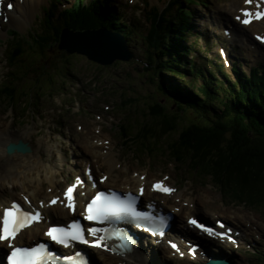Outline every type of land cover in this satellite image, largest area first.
<instances>
[{
    "label": "rangeland",
    "instance_id": "rangeland-1",
    "mask_svg": "<svg viewBox=\"0 0 264 264\" xmlns=\"http://www.w3.org/2000/svg\"><path fill=\"white\" fill-rule=\"evenodd\" d=\"M118 1L125 3L126 0ZM167 1L149 0L160 11L165 7ZM241 1L205 0L206 7L195 9V16L212 24L211 30L221 35L220 28L224 26H221L220 22L223 20H226L225 23L228 22V25L238 27L233 21L235 16L233 10L239 7L238 3ZM222 5H225V8ZM133 6V8L129 9L130 11H134L139 6L141 8L142 3H137V0H134ZM126 19L128 20L129 18ZM32 23L33 20L31 23L30 21L27 22L26 26L30 27ZM27 27L25 29H28ZM147 27L148 24L145 23V30ZM245 32L248 35L252 33L249 29H246ZM213 36H215L214 33L211 34V37ZM236 37L241 39V35H236ZM76 38L81 41L79 36ZM135 40H137L134 42L136 46L134 50L135 58L120 65L115 63L109 67H101L90 62L84 56H77L74 60L70 59L73 58L70 56H61V54L59 56L58 53L63 52L57 49L52 51L54 53L50 55L52 56L51 59L44 55L43 60H45V65L47 70H49V79H52L54 84L51 88L48 86L43 88L45 91H41V94L38 93L40 90H36L34 95L41 96L44 94L46 95L45 99H38L39 101L36 99L30 108H21L13 113L5 111L3 100L0 99V129L9 126L12 122L11 129L17 135H25V141L31 145L34 151L32 154L19 155L17 159H14L28 166H33L35 162H41L38 168H40L39 171L42 175L45 168L55 166L58 158L63 162L64 156L65 162L70 165V170L76 172L80 169L82 170L86 160L98 165L92 153L86 152L87 143L93 141L95 143L97 140L98 143L105 141L106 143L104 142L105 144L98 148L100 149L99 152L104 154L110 148L115 152L118 165L111 173L115 181H120L123 178H132V176L137 178L135 173L140 176H147L146 181L148 184L155 179H168L169 184L177 187V194L184 191L182 192L184 196L179 197L181 199V203H178L179 206L182 207V204H186L189 198H193L195 200L193 201L195 203L194 207H198V211H195L196 213L211 220L221 218L229 225L242 231L241 242H243V245H240L239 249L230 250L228 247L222 249L211 247L213 253L226 256L235 264L264 263V259L261 258V256L264 257V254L262 253L259 256L255 252V249L258 252V246H263L264 244V206L253 203V201L249 202L245 200V197L239 198L238 192L236 194L220 188L219 186L223 187L222 182H215L219 185L217 186L210 176H202L197 170H193L190 163L175 161L173 156L165 152V145L159 143L156 148L158 144L155 142V137L146 136V141L143 144L147 146V144L152 143L148 148L138 147L139 143H141L138 140L139 136L134 130H127L126 126H124L123 120L130 122L129 128L136 123L138 124V120L132 117L130 112L126 111V108L130 106L133 108L131 112H134L140 118V121L145 120L141 116L144 107L139 102H136L144 100L138 95V89L147 90L150 94L149 100H160L162 97L159 91L152 95L151 85H146V81L148 82L147 75H150L151 71L143 70L145 67V59L142 56L145 54L144 46L138 38H135ZM6 45L5 54L11 51V42L6 41ZM26 47V44L21 46L22 49H26ZM241 47L248 48L251 46L247 43ZM261 48L263 50L258 51V62L264 60V47L261 46ZM12 51L16 52L14 47ZM215 51L216 48H212L210 56L213 57ZM236 54L242 56L239 51ZM66 58H69V62L65 60ZM4 60V54L2 56L0 52V78L5 76L8 71ZM247 60L253 62L257 59L248 58ZM62 61L65 62L66 66H63ZM55 67L62 68H58V71H56V69H53ZM29 69L31 70L33 67ZM36 73L38 76L42 75L40 70ZM60 74L62 75L60 76ZM43 81L40 80L39 83L44 84ZM75 81H78L79 84H75ZM25 86H30V83L27 82ZM51 100L53 101L48 105L47 103ZM162 103L171 108L173 107L172 103H165L163 100ZM33 108H35V111L32 113ZM21 114L25 116L23 121L21 118H17V115L21 116ZM13 117L15 121H13ZM78 126L81 128L80 130L77 129ZM98 131L100 134L97 133ZM132 144L138 148L131 146ZM30 155H32V158ZM7 158L12 159L10 156H7ZM107 168L106 165L101 166V172H106ZM27 170H24L25 178L23 182H17L16 185H12L5 181V189L0 192L1 199L20 197V194L25 193L27 195V193L34 190L29 179L32 176L38 177V173L29 174ZM57 180L60 188L65 185L61 176L58 175ZM48 186L47 182L42 184V196L48 193ZM119 186L123 187L124 185L119 183L114 187ZM228 193H234L237 196ZM205 194H208L209 198H206ZM173 201L175 200L173 199ZM201 201L208 203L210 206H203ZM262 204L264 205V203ZM189 209V207L184 208V210ZM213 213L218 214L213 215ZM185 214L186 212L184 211L179 213L180 216ZM182 218L178 219L180 225L182 224ZM154 251L156 252L152 255L153 260L159 262V264H199L200 262L199 260L189 262L186 259H173L168 251H162L161 246ZM257 256L260 257L258 260H256ZM99 258L103 257H97L99 264H107L103 260H99Z\"/></svg>",
    "mask_w": 264,
    "mask_h": 264
},
{
    "label": "trees",
    "instance_id": "trees-1",
    "mask_svg": "<svg viewBox=\"0 0 264 264\" xmlns=\"http://www.w3.org/2000/svg\"><path fill=\"white\" fill-rule=\"evenodd\" d=\"M104 1L100 0L98 3L102 4ZM79 6L80 2L77 1L74 8ZM96 14L98 11H95V16L85 14L70 18V22L64 21V26L73 30L94 29L100 22L113 26L105 17L97 18ZM48 15L47 13L46 16ZM166 23L158 19L153 26L146 63L154 72L147 77L146 85H151L154 94L159 91L164 102L172 103L173 107L160 103L157 99L149 100V93L145 97L147 100L136 101L144 107V133L155 137L162 144L170 140L164 150L175 161L190 163L192 169L197 170L200 175L210 176L214 183L222 182L223 187L215 183L220 188L236 194L238 192L239 198L245 197L249 202L264 206V84L252 85L250 81L240 80L241 89L249 94L247 97L242 94L229 97L225 91L213 88L214 92L211 90L203 98L204 87L197 88L194 93V84L181 78L184 74V57L171 50L176 37H169V25ZM59 34L60 30L56 29L54 39L40 38L35 47L31 43L33 58L29 56L28 67L24 66L22 69L23 78L32 85L26 89L30 98L35 99L33 94L36 90H40L38 93L41 94V91H45L43 88H51L54 84L52 79L43 81L44 84L39 83L41 75L38 81L36 72L39 68L46 70L42 65V57L45 52L48 53V48L53 46L54 41H59ZM30 67L34 69L31 71ZM249 84L252 85V90L247 89ZM14 94L15 92H10L5 96L10 105L14 101ZM198 94L201 95L197 96ZM23 96L24 93L17 101ZM36 97L39 99L41 96Z\"/></svg>",
    "mask_w": 264,
    "mask_h": 264
},
{
    "label": "snow or ice",
    "instance_id": "snow-or-ice-1",
    "mask_svg": "<svg viewBox=\"0 0 264 264\" xmlns=\"http://www.w3.org/2000/svg\"><path fill=\"white\" fill-rule=\"evenodd\" d=\"M249 2L250 0H245L246 4ZM255 17L256 19L264 17V12H257ZM236 19L240 23L248 25L251 20V14L247 10H242L241 16H237ZM256 38L264 42V37L257 36ZM9 143H18V141H10ZM7 147L5 145L6 151ZM101 179L103 180V178ZM152 187L154 191L165 194L174 191L159 182L154 183ZM72 192L73 187L71 185L63 192V198L66 202L65 206L70 212L74 209ZM55 202V198L49 201V203ZM135 203L136 197L133 195H126L121 198L114 191H97L86 204L83 217L93 224L107 225L108 227L89 226L85 235L80 223L74 220L67 224V226L50 225L45 235L56 245L69 247L71 246V242H78L107 251L111 254L123 256L132 251L135 241L123 229H120V235L116 237L119 240V244L114 246L108 243L112 237V232L116 230V223L127 222L133 226H141V221H151L152 219L148 213L137 211L134 207ZM41 219L42 214L39 211H25L16 202H12L10 207L3 208L2 215H0V242L6 243L10 249L4 257L6 264H55V261L52 259L53 253L46 250L45 243L37 242L34 246H17L13 242L14 238L23 228L31 225L33 222H39ZM159 220L161 224L166 223L163 217H160ZM188 223L206 234L227 238L235 243L230 234L231 230L227 233L225 231L214 230L198 222L197 218L190 219ZM218 228L225 229L226 226L218 222ZM86 237H91L92 239L89 240ZM170 246L174 250H178L174 242H170ZM188 251L189 253L192 252L191 247ZM63 258L72 261V264H87L85 256L80 251H77L74 256H64Z\"/></svg>",
    "mask_w": 264,
    "mask_h": 264
},
{
    "label": "bare ground",
    "instance_id": "bare-ground-1",
    "mask_svg": "<svg viewBox=\"0 0 264 264\" xmlns=\"http://www.w3.org/2000/svg\"><path fill=\"white\" fill-rule=\"evenodd\" d=\"M41 1H43V0H23L20 3L18 0H15L13 3L12 11L7 14L8 25L12 26V27L16 26L15 28H17V27H22L24 25V23L29 22L30 16L33 14L37 5ZM241 7L243 8V10H250L252 15H254L256 12L264 9V0H250V2L246 4V6H242V2H241L240 7H238V9ZM238 16H241V14H239ZM241 18H243V17H241ZM240 28H242V27H240ZM247 28L251 29L252 32H254L256 37L257 36L264 37V17H261L257 21L252 19L251 23L248 25ZM21 29H23V28H21ZM242 29L245 30L246 28H242ZM232 30H233L232 36H234L236 33V31H235L236 29L232 27ZM97 36H98V34H97ZM247 41H249V40L246 39V42ZM85 42L90 46H92L93 45L92 43L94 42V44L98 45V47H101V44H98V39L95 38V40H94V32H93V34H91L89 36L87 35V39ZM257 45L260 46V44H257ZM112 46H113L112 43H108L104 47L109 48ZM252 50L253 51L249 52L250 55L253 57L257 56L256 51L254 49H252ZM75 83H77V81H75ZM52 101L53 100L49 101L47 104L50 105V103ZM98 134H100V133L98 132ZM12 135H13L12 131L9 129V127H5L4 130H2L0 132V192L5 189V185H4L5 181H7L8 184H12V185H16L17 182H23V180L25 178V171L24 170L28 169L27 172L29 174L30 173L33 174L35 172V173H38V177L37 176L36 177L35 176L30 177L29 182L31 183V186L34 190H33V192L31 191V192L27 193L28 197H25V199H27V200L30 199L34 203H36L37 201H39L41 199L42 184L44 182H47L49 184V186L52 188V190L56 191V189H57L56 175H57L58 170L57 169L51 170L49 168H45L44 173H42V175H41L40 171H39L40 168H38L40 166L39 163H41V162H39V163L35 162L33 164V166H28L27 164H21L22 162H19L18 160L14 159V158L17 159L19 157V153L18 154H15V153L10 154L9 156L12 157V159H8L6 154H5V145L10 140H12V139H10V136H12ZM20 137L24 140L26 139L25 135L24 136L23 135H19V136L16 135V139H19ZM104 144H105L104 141L101 143H98V140L96 143L89 142V143H87L85 150H86V152L92 153L94 150H97V147L103 146ZM30 157L32 158V155H30ZM94 158H96V160H98L101 165H106L108 167V170L106 172L108 177H107L106 181L109 182L108 179H110V177H111V172H113V169L116 167V165H118L115 152L112 151V149H109L108 151H106L105 154L103 152L100 154V153H97L95 151V157ZM23 163H25V162H23ZM57 165H58V163H57ZM58 172H60V171H58ZM135 175L137 176V178H134V177L126 178L123 181V182L127 183V184H125V187H128V185H130V187H128L129 189L133 188V190H137L136 187L138 185L143 186L147 182L146 181L147 178L141 177L140 175H137V174H135ZM110 181L111 182H109V183H114V181H115L114 177H111ZM21 185H23V184H21ZM105 185L109 188H111V186H112V185H107V183ZM131 185H132V187H131ZM176 192H177V190H176ZM182 192H184V191H182ZM182 192H180V193H182ZM23 194H25V193H23ZM157 197H158V195H155L151 192H146L144 195V198L147 201H151V200L156 201ZM172 197L178 198V196L176 194L173 195ZM205 197L209 198V195L205 194ZM165 198H169V197H165ZM10 201H8V203ZM165 202L168 203V201H165ZM8 203L6 205H3V202L0 201V206L3 205L4 207H7ZM188 203L193 204V202L191 200H188ZM201 203L205 207L210 206L208 203H206L204 201H201ZM193 206H195V204ZM172 208L173 207H171V209ZM177 213H179V210L177 211ZM1 214H2V211L0 210V215ZM44 214L48 218L49 217L52 218V214H57L58 217H61V215H62V216H65L67 219H69L67 212L59 206H55V207H52V208L45 210ZM73 214H75V213H73ZM42 228H44L43 224L30 227L29 229L20 233V237L17 239V242L29 241V238H31L33 236L36 237V235L42 231ZM183 233L187 237L191 234L190 231L188 230V228L184 227V226L182 227V234ZM173 236L176 239H179V237H182V235H180V236L173 235ZM190 238H193V237H190ZM4 249H5V245L0 243V260L2 258V253H3ZM153 249L154 248L152 246L151 251H153ZM134 252L140 253L142 256L143 250L137 249ZM105 259H103V260H105ZM107 260L109 261L110 264H159L158 262H155L153 260V257L151 254L146 256V257H141V258L138 257L137 255H132V256L127 257L125 262H124L123 258H115V257H111V256L107 257Z\"/></svg>",
    "mask_w": 264,
    "mask_h": 264
},
{
    "label": "water",
    "instance_id": "water-1",
    "mask_svg": "<svg viewBox=\"0 0 264 264\" xmlns=\"http://www.w3.org/2000/svg\"><path fill=\"white\" fill-rule=\"evenodd\" d=\"M94 32V31H93ZM93 32H71L67 29L62 31L60 36L59 49L64 51L67 55L79 54L85 56L88 60L98 63L100 65L106 66L112 64L117 59L127 60L130 57L127 54V50L124 47L122 40L115 35H111L106 32H94V40L98 39V44H101V47L92 43L93 45H88L85 41L87 35L93 34ZM98 34V36H97ZM103 34V35H102ZM79 36L81 41L76 37ZM108 43H112L113 46L105 48ZM95 45V46H94ZM7 154H13L15 152L21 154H27L31 152V148L27 143H10L7 145ZM206 264H228L224 260H211Z\"/></svg>",
    "mask_w": 264,
    "mask_h": 264
}]
</instances>
